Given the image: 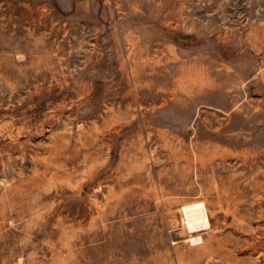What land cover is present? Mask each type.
<instances>
[{
    "label": "rangeland",
    "instance_id": "rangeland-1",
    "mask_svg": "<svg viewBox=\"0 0 264 264\" xmlns=\"http://www.w3.org/2000/svg\"><path fill=\"white\" fill-rule=\"evenodd\" d=\"M0 264H264V0H0Z\"/></svg>",
    "mask_w": 264,
    "mask_h": 264
},
{
    "label": "bare ground",
    "instance_id": "bare-ground-1",
    "mask_svg": "<svg viewBox=\"0 0 264 264\" xmlns=\"http://www.w3.org/2000/svg\"><path fill=\"white\" fill-rule=\"evenodd\" d=\"M185 223L191 231L206 229L211 225L207 208L204 204H197L183 209Z\"/></svg>",
    "mask_w": 264,
    "mask_h": 264
}]
</instances>
